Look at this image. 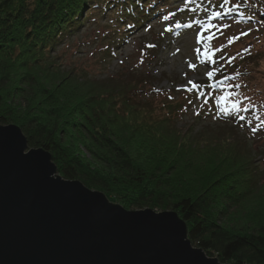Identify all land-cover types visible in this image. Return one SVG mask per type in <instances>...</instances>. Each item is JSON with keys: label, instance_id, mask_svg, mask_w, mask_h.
Instances as JSON below:
<instances>
[{"label": "trees", "instance_id": "trees-1", "mask_svg": "<svg viewBox=\"0 0 264 264\" xmlns=\"http://www.w3.org/2000/svg\"><path fill=\"white\" fill-rule=\"evenodd\" d=\"M174 1L0 0V126H18L67 181L127 210L177 213L193 246L222 264H264V170L255 159H264L256 145L264 142V104L234 114L219 104L222 130L199 140L178 128L174 101L154 102L150 78L93 79L58 54L86 23L111 13L107 40L121 43L159 12H177L168 8ZM202 1L226 21L264 28V0ZM244 54L212 82L217 95L225 77L258 72L248 66L263 54Z\"/></svg>", "mask_w": 264, "mask_h": 264}, {"label": "water", "instance_id": "water-1", "mask_svg": "<svg viewBox=\"0 0 264 264\" xmlns=\"http://www.w3.org/2000/svg\"><path fill=\"white\" fill-rule=\"evenodd\" d=\"M0 264L222 263L193 246L177 213L115 205L59 176L19 127L0 126Z\"/></svg>", "mask_w": 264, "mask_h": 264}, {"label": "rangeland", "instance_id": "rangeland-1", "mask_svg": "<svg viewBox=\"0 0 264 264\" xmlns=\"http://www.w3.org/2000/svg\"><path fill=\"white\" fill-rule=\"evenodd\" d=\"M198 1L197 7H194L190 13L178 11L187 4L186 0L171 2L168 8L177 12L172 11L170 14L165 13L166 11L159 12L142 28L126 34L124 42L121 43L107 40L108 33L113 30L112 14L109 13L99 20L100 25L84 24L77 34L63 42L58 49V54L64 58L61 61L65 62L66 66L84 69L94 77L93 79H105L118 74L127 76L131 72L141 73L142 76L150 78L148 84H150L149 89L152 91L151 96L154 102L162 106L164 103L174 101L178 128L183 132L193 133L199 140H205L210 138V134L216 135L222 130L218 124L222 121L218 117L219 104L224 103V106L230 107L232 99L221 101L222 94L217 95L216 87L211 86L220 72L211 79L207 76V72L221 65H224L223 70L230 72L229 68L233 63H227L230 56L237 54L242 56L244 53L263 54L255 62L257 64L255 67L248 66L258 71L252 77L239 76L235 80L222 83V86L226 88L223 96H228V93L233 91L227 87L229 84L238 83L241 87L234 91L251 98V103L244 102L245 107L264 104V28L249 27L246 24H240L239 21L230 22L220 17L213 19V13L218 10H211L205 7L202 0ZM134 15L136 16V13ZM177 23L182 26L176 27ZM221 25H230V27L222 28ZM206 27L207 30H205ZM129 28L128 25L125 31ZM244 32H247V35H241ZM213 33L215 38L209 39ZM236 35H240V39L229 44V37ZM149 45H155V47H149ZM221 45L227 46L223 53L216 52V58L220 53V56L223 55L225 59L213 64L205 52L211 56L212 51ZM246 48L249 52L244 51ZM196 49L200 51L197 52ZM190 65H195V68ZM190 80L200 87L193 88L188 83ZM240 99H243V96ZM256 145L264 151V142ZM255 159L258 160L260 169L264 170V159L259 155L255 156ZM108 200L115 205H120L112 199L108 198Z\"/></svg>", "mask_w": 264, "mask_h": 264}, {"label": "snow or ice", "instance_id": "snow-or-ice-1", "mask_svg": "<svg viewBox=\"0 0 264 264\" xmlns=\"http://www.w3.org/2000/svg\"><path fill=\"white\" fill-rule=\"evenodd\" d=\"M229 2V0H224V3L227 4ZM224 5L221 4L220 7L222 8ZM231 10V9H229ZM222 15V13L220 11H217L215 13H213V16L212 18L213 19H216V18H219L220 16ZM165 19H167V17H165ZM182 25H180L179 23L176 24V27H181ZM215 26V25H213ZM188 27H191V25H188ZM220 27L222 28H228L230 27V25H221ZM207 30V27L206 29ZM169 31H171V29H169ZM241 35H247V32H244V33H241ZM215 38V33L212 34L211 37H209V39H214ZM201 39H203V36L201 34ZM240 39V35H236L234 37H229V44L231 43H234L236 40H239ZM227 45H221L219 48L217 49H214L211 53V56L208 55L207 52H205V55L208 57V59L213 63V64H216L218 62V60H223L225 59V57L223 55H221L220 57L216 58V52H221L223 53L224 51V48L226 47ZM149 47H155V45H149ZM197 52L200 51V49H196ZM245 52H249V49H245L244 50ZM237 57L236 56H232V57H229L227 59V63L228 64H231ZM190 67H193L195 68V65H190ZM224 68V65H221L220 67H217V68H213L212 70H209L207 72V76L211 79L216 73H219L223 70ZM239 74L237 73L236 76H238ZM236 76H233V77H225V79H231V80H235L236 79ZM189 84L192 85L193 88H198L200 87L199 85L195 84L193 81H188ZM228 88L230 89H233V91H230L228 93V96H221L220 97V100L221 101H226V100H229V98H232L231 99V103H230V107H223L222 108V112L225 113V114H234V113H239L241 111H246L247 108L244 106V102L247 101L249 103H251V98L248 97L246 94H243V93H237L234 91V89L236 88H240L241 85L238 84V83H232V84H229L227 86ZM243 96V99H240V97ZM199 114V113H197ZM241 119H243V117H240ZM23 147L24 145L21 146V151H23ZM39 153H34L33 156L35 157H39ZM26 159H31L32 157H25ZM37 163L40 164L41 161L38 159L37 160Z\"/></svg>", "mask_w": 264, "mask_h": 264}]
</instances>
